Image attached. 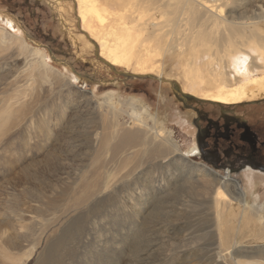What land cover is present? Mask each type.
I'll use <instances>...</instances> for the list:
<instances>
[{
  "label": "rangeland",
  "instance_id": "obj_1",
  "mask_svg": "<svg viewBox=\"0 0 264 264\" xmlns=\"http://www.w3.org/2000/svg\"><path fill=\"white\" fill-rule=\"evenodd\" d=\"M252 1L237 2V7L252 11L263 4ZM71 2L0 0V14L13 21L10 28L0 19V264H264V174L247 169L234 175L247 205L221 207L217 218L209 205L211 190L201 187L208 166L188 151L197 149L192 112L170 86L173 81L180 91L188 90L183 67L174 60L180 52V28L162 35L164 48L144 70L164 80L127 78L94 54L93 42L74 24L75 5L66 8ZM140 5L146 7V0ZM158 11L137 19L166 22ZM135 40L126 37L124 51L133 53L128 72L141 71L138 60L149 51L140 43L137 48ZM23 42L44 50L57 73L39 64L38 79L35 58L22 51ZM185 42V48L193 45L191 38ZM114 67L125 72V65ZM50 72L60 80L74 75L72 86L56 85ZM106 94L114 103H143L155 117V126L177 147L162 159V166L145 163L128 173L133 163L124 162L126 152L113 156L100 148L101 114L107 120L110 116L102 103ZM195 98L203 106H217L205 97ZM254 101L259 102L250 103ZM222 107L259 112L264 97ZM120 113L119 123L129 124V116ZM181 154L187 162L175 161Z\"/></svg>",
  "mask_w": 264,
  "mask_h": 264
},
{
  "label": "bare ground",
  "instance_id": "obj_2",
  "mask_svg": "<svg viewBox=\"0 0 264 264\" xmlns=\"http://www.w3.org/2000/svg\"><path fill=\"white\" fill-rule=\"evenodd\" d=\"M240 1L243 0H146V8L140 5V0L134 2L131 0H115L112 3L108 0H72L81 29L87 39L90 40L88 42H93L95 48L97 47V58L101 62H108L112 66H128L127 63L132 59L133 53L124 51V48H126L124 46L129 44L126 37L127 39H136L137 48L140 43V47L149 50L145 52L143 58L138 60L137 64L141 66V71H130L134 74H147L144 70L151 66L152 63H149L150 58H153L155 53L161 50L162 35L174 32L172 29L177 25L180 28L177 33L182 34V37L177 43L179 44L178 49L180 52H177L179 56L177 55V59L174 58V60L181 63L183 67V79L189 87L185 88L190 91L199 89V92L202 93L194 94L188 90L182 92L193 97H205L218 106H231L242 101L258 100L264 97V0L259 1V3H263L262 5H254L255 9L252 11L248 10V7H237V2ZM252 2L258 4L257 0ZM58 7L61 9V13L62 8L61 6ZM159 9L168 18L166 22L138 21L137 16L150 10H156L160 13ZM158 13H154L156 17H159ZM0 19L3 21L5 19L6 25L13 28V21L8 19L7 16L3 18L0 14ZM174 19H177V23H172ZM60 21L66 23L62 13ZM149 28L151 29L149 30ZM145 31L146 35L140 34ZM137 32L139 34L134 35ZM3 33L0 30V41H2ZM187 38H191L193 44L190 48L184 46ZM24 44L25 47L21 46L22 51L35 58L36 66L34 69L38 79L41 77L38 69L39 64L47 70L55 71L47 64L48 55L44 50ZM173 48L172 46L168 47L169 50ZM124 69L125 72H128L127 67ZM47 74L49 77L52 76V79L57 80L56 85L60 87L72 86L74 75L72 79H66V76L63 75L64 80H60L58 77L53 76L54 72ZM156 77L164 79L159 74ZM67 90H70V87ZM83 101L85 104H90L87 98H84ZM113 101L114 98L111 94H106L102 100L106 112L110 116L107 120L103 117L104 113L101 114L100 128L102 131L98 134L100 148L110 151L113 156L126 152L124 162L133 163L132 165L129 164L128 173L145 163L157 162L156 166L163 163L162 159L174 152L177 147L174 148L173 144L170 143L165 130L155 126L156 119L150 114L148 108L143 103H137L133 99L115 103ZM122 105L125 106L126 111L122 110ZM120 112L129 116V124L119 123L117 113L121 115ZM149 120L152 125L149 124ZM132 148L137 149L128 153ZM188 151L190 153L198 152L196 147ZM184 157L185 154H181V157L175 159V161L187 162L188 160H184ZM202 167L205 169L204 165ZM207 169H205V172L208 177H205L202 181L201 187L205 189V192L211 190V193H209L211 199L209 194V198H207L210 200L209 205H212L211 207L214 209L217 218L221 216V207L229 206L233 202L245 208L247 203L242 201L243 195L238 182L228 174L219 177L211 169ZM117 181L119 182V180ZM250 213L256 212L252 210ZM260 258H263V256L261 255Z\"/></svg>",
  "mask_w": 264,
  "mask_h": 264
},
{
  "label": "flooded vegetation",
  "instance_id": "obj_3",
  "mask_svg": "<svg viewBox=\"0 0 264 264\" xmlns=\"http://www.w3.org/2000/svg\"><path fill=\"white\" fill-rule=\"evenodd\" d=\"M73 6L72 3L66 8ZM73 21L79 26L78 21ZM54 44L58 45L56 41ZM201 103L193 98L181 99L182 106L192 112L197 157L221 176L228 173L233 177L247 169L264 174V107L258 112L246 107H206Z\"/></svg>",
  "mask_w": 264,
  "mask_h": 264
},
{
  "label": "water",
  "instance_id": "obj_4",
  "mask_svg": "<svg viewBox=\"0 0 264 264\" xmlns=\"http://www.w3.org/2000/svg\"><path fill=\"white\" fill-rule=\"evenodd\" d=\"M98 49L97 47L95 48V54L97 55L98 54ZM105 64H107L114 73L116 74H119L121 76H124V77H127V78H153V79H157V80H164V79H161V78H158L156 76H152L150 74H133V73H130V72H124V71H119V70H116L114 66H112L111 64H109L108 62H105ZM170 86H171V90L173 92V95L181 102V99L183 98H193V99H197L195 97H193L192 95L188 94V93H184L182 91H180L178 89V85L173 82V81H170ZM198 101H201L200 99H197Z\"/></svg>",
  "mask_w": 264,
  "mask_h": 264
}]
</instances>
